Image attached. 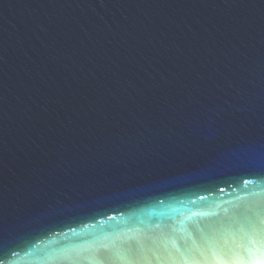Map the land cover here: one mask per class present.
<instances>
[{
    "label": "water",
    "instance_id": "1",
    "mask_svg": "<svg viewBox=\"0 0 264 264\" xmlns=\"http://www.w3.org/2000/svg\"><path fill=\"white\" fill-rule=\"evenodd\" d=\"M0 264H264V0H0Z\"/></svg>",
    "mask_w": 264,
    "mask_h": 264
}]
</instances>
